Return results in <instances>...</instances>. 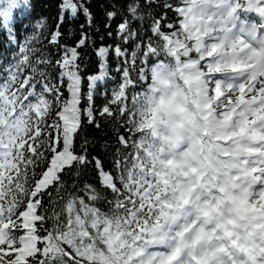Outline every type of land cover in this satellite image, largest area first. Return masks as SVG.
I'll return each mask as SVG.
<instances>
[{
  "label": "snow or ice",
  "instance_id": "obj_1",
  "mask_svg": "<svg viewBox=\"0 0 264 264\" xmlns=\"http://www.w3.org/2000/svg\"><path fill=\"white\" fill-rule=\"evenodd\" d=\"M153 2L130 0L117 24V42L95 48L99 70L86 77L84 91L88 69L80 49L96 44L84 0H62L53 24L22 12L29 20L25 29L31 27L22 40L13 26L21 7L16 0H0V30L7 34L5 48L12 49L0 53V264H174L172 256H149L146 246L165 241L166 225L196 203L199 189L219 185L224 192L264 177V53L256 54L255 64L233 66L234 72L253 69L246 80L222 79L230 55L225 44L236 20L224 15L229 0H156L159 13ZM78 13L86 20L80 38L61 44L65 20ZM106 16L110 23L116 13ZM145 16L152 36L131 27L132 19ZM213 22L224 31L213 38L220 44L208 49L202 33ZM45 39L50 42L41 47ZM110 51L120 79L98 111L114 118L117 139L130 151L118 148V158L106 168L104 158L90 155L82 130L85 120L100 126L94 92L108 75ZM169 53L180 59L199 55L201 63L217 57V72L207 73L204 91L219 107L210 101V112L201 114L208 126L198 150L159 171L131 150L130 105L157 83L154 69ZM93 173L97 183L89 179ZM226 199H234L230 215H224L223 201L203 209L215 227L198 231L197 239L218 245L220 264H264V199L251 202L230 193Z\"/></svg>",
  "mask_w": 264,
  "mask_h": 264
},
{
  "label": "clouds",
  "instance_id": "obj_2",
  "mask_svg": "<svg viewBox=\"0 0 264 264\" xmlns=\"http://www.w3.org/2000/svg\"><path fill=\"white\" fill-rule=\"evenodd\" d=\"M24 4L25 0H16V7ZM253 8L262 16L261 23L256 28L257 39L241 31L242 20L245 21V27L249 23H255L247 21L244 16L246 10ZM228 13L236 20L235 27L229 33V41L225 44L226 52L230 53L229 63L220 70V77L238 83L246 80L253 69L238 68L234 72L233 66L255 64L256 54L264 53V42L259 41V37L264 35L261 32V27H264V0H229L224 15L227 16ZM215 19L216 17L213 21ZM223 31V24L213 22L209 25L202 33L205 37L204 46L211 49L213 43L219 45L220 41L213 38L222 36ZM216 60L217 57L213 56L208 62L201 63L199 55L180 59L169 53L163 58V63L154 69L157 83L143 89L135 103L130 105L134 113L131 150L140 153V159L148 168L155 165L159 171H168L171 165H166L167 161L183 160L189 153L197 151L201 141L207 138L205 132L208 118L201 114L210 112L206 105L212 98L204 88L207 73L217 72ZM212 103L219 107L214 101ZM229 193L233 198L241 197L259 202L264 199V177L258 178L254 183L229 186L224 192L219 191V185L207 190L199 189L196 203L166 225L165 241L146 246L148 255L162 259L172 256L174 264H209V261L220 264L216 259L220 255L217 252L218 245L198 240L197 233L200 230L210 231L215 227V220L203 214V209H210L212 204L216 203L220 207L218 201H223L222 211L225 216L230 215L234 199H226ZM168 198L171 199V196Z\"/></svg>",
  "mask_w": 264,
  "mask_h": 264
},
{
  "label": "trees",
  "instance_id": "obj_3",
  "mask_svg": "<svg viewBox=\"0 0 264 264\" xmlns=\"http://www.w3.org/2000/svg\"><path fill=\"white\" fill-rule=\"evenodd\" d=\"M61 2L62 0H27V3L21 6V12L14 13L16 21H14L13 26L16 29L17 37L21 39V34L23 32H31L30 26L27 29L24 27V25L29 24V20L26 17L22 19V12H31L32 19H35L38 15L45 16L48 18L49 24H53L59 15L58 9ZM84 2L85 6L92 14L93 22L90 34L96 41L95 46H89L87 48L80 49V52L85 57L84 63L87 65L88 69V71L84 73V91H87L86 77L89 74L95 73L99 70V60L96 55L95 48H98L101 43L107 46L114 45L117 42L115 36L117 24L120 22L122 14L127 15V6L130 0H84ZM144 2L145 0H140L141 4H144ZM159 3L162 4L163 0H159ZM152 8L156 9L157 13L163 11L162 8H157L156 0H154ZM107 11H113L116 13V16L111 20L110 23L106 16ZM168 15L172 16L173 12L169 11ZM82 24H86L85 17L82 13H78L74 19H66L62 27L64 38L61 40V44L67 43L69 46L75 44L76 40L80 38L79 30ZM150 24L151 20L147 16H145L143 20L139 18L131 20L132 29L146 33L148 36L153 35L149 31ZM87 30L88 29H86V31ZM70 31L75 33V36L72 38H69L68 35ZM108 32L113 33L111 38L107 36ZM6 35L7 34L3 30H0V53L8 52L10 54L11 48H5V44L7 42ZM101 36H103V41H101ZM153 38L155 39V37ZM49 42L50 41L48 39H45L43 44L40 46L43 47ZM124 47L131 50L133 45L131 43H124ZM50 51L55 52V49H51ZM107 60L109 65L107 69L108 75L105 76L103 80L97 81L96 91L94 92V108L97 109L96 116L97 119L101 121L100 126L97 127L95 124H89L87 120H85L82 130L83 138L89 141L88 147L90 155H99L104 158L106 168L111 166L114 159L118 158L116 157L118 148L123 152L130 151L129 148L120 145L117 139L118 133L115 132L113 127L115 123L114 118L101 117L98 111V109H100L105 103V97H107L109 100L112 99L111 93L113 85L120 79V73L116 70V56L114 51H110ZM86 103L87 101L85 99V106ZM115 127L119 128V124H115ZM120 131L125 130L120 129ZM89 179L91 182L97 183L94 173ZM69 182L71 181L69 180Z\"/></svg>",
  "mask_w": 264,
  "mask_h": 264
}]
</instances>
